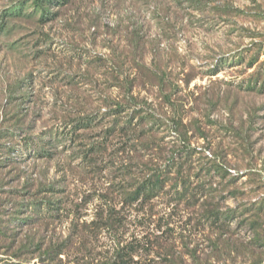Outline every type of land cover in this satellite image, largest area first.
<instances>
[{
	"label": "rangeland",
	"instance_id": "374dc122",
	"mask_svg": "<svg viewBox=\"0 0 264 264\" xmlns=\"http://www.w3.org/2000/svg\"><path fill=\"white\" fill-rule=\"evenodd\" d=\"M262 62L264 0H0V264H264ZM117 73L152 136L108 115ZM156 170L157 196L127 199Z\"/></svg>",
	"mask_w": 264,
	"mask_h": 264
},
{
	"label": "trees",
	"instance_id": "16d2710c",
	"mask_svg": "<svg viewBox=\"0 0 264 264\" xmlns=\"http://www.w3.org/2000/svg\"><path fill=\"white\" fill-rule=\"evenodd\" d=\"M52 1V0H36V3L42 8L44 4H47V2ZM202 1V0H200ZM45 13H48V11H46ZM258 58V57H257ZM254 59L252 60L250 64H255L259 59ZM133 62L137 64L136 60L133 59ZM140 65V64H139ZM261 65H264V62L261 63ZM142 66V65H141ZM143 67V66H142ZM142 67H140V71L142 73L147 74L146 77L149 79V83H152V85H155L156 82L158 83L159 86L164 87L165 83L163 82L164 80H162L160 77H158V74L156 72H154L153 70H151L150 68H146L144 67L143 70ZM116 70V68H114V71ZM112 78L115 80L114 85L112 86H120L122 88V90H124L126 92V94L128 95V100H126L124 105H120L118 104L119 108L115 109V110H111L110 114L108 115H122L123 113H127L128 120L127 122L124 123V125L122 126V131H124L125 133L136 130L138 127L141 128V130H143L144 132H147V134L145 135H150L152 136L153 132L156 131V128H153V126L155 125V122L153 121L154 116L152 114H148L145 113L146 110H142L141 105L139 100L133 96L132 90L133 87L136 86V79L137 78H131L130 76H127L124 80L122 79V81L120 80V75L117 73L116 75L113 74ZM155 82V84H153ZM172 95L173 93H167L166 95H164V99L167 103L169 104H173V100H172ZM93 119V118H92ZM118 119H120V117H118ZM136 122H134V120H136ZM96 120V119H93ZM91 123L90 120H88L87 123L84 122H79L78 124H76V126L74 125L72 128L76 129L79 128H90L89 124ZM153 125L151 127H148L149 124ZM71 124V123H69ZM83 126H82V125ZM178 125V123H176ZM82 126V127H81ZM115 128L113 127L112 130H114ZM75 130H70L69 133L72 135L74 133ZM47 137H50L52 140H57L58 143L61 142V135H63V131L59 132L58 130L53 134L52 132H48L44 134ZM32 138L30 137L28 140L25 141V145H26V152L25 154H27L28 158H37V159H53L54 153L50 151L49 147L51 145V141H48V139L45 138H39V142L34 143L35 146H33V144L31 143ZM73 140V138L71 139V141ZM151 140V139H150ZM148 142L151 141H144L143 144H148ZM147 149L149 147H146ZM8 150H10V148H8ZM188 151V149H187ZM171 161H173L172 163H170V165L174 164V168L178 167V165L176 163H174V159L172 158ZM5 162H7L10 165H14L15 159L12 157H7L5 158ZM169 165V166H170ZM5 167V165H2L0 163V168ZM168 181L167 176L165 175L164 171H158L156 170L151 176H149L148 178H146L144 180V182L140 185H138L132 192H128L126 193V197L127 199L131 200L132 202L134 201H138L140 198H147V199H152L154 197L157 196V194L162 190V186H164V184ZM45 191H49V192H54L55 190L53 188H46ZM45 201H34L32 203H30L29 207L32 208L33 214L38 215L39 217H35V221H41L45 218H47L48 216H50L51 218L54 216V212L60 208L59 203L60 200L58 201H53L52 199V195L50 197H44ZM27 207V205H25ZM44 212V213H43ZM57 216V215H56ZM32 219L28 218L25 221H22L23 223L30 222ZM29 224V223H27ZM1 234V231H0ZM26 251H28L27 249H24ZM19 251V250H18ZM14 257H18V254L15 253V255H13ZM122 264H126L125 262L120 261ZM15 264H20V263H15Z\"/></svg>",
	"mask_w": 264,
	"mask_h": 264
}]
</instances>
